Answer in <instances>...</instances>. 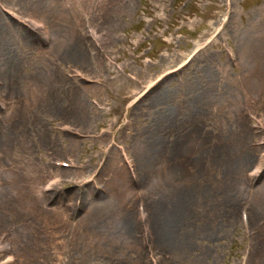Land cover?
<instances>
[{
    "label": "rangeland",
    "instance_id": "374dc122",
    "mask_svg": "<svg viewBox=\"0 0 264 264\" xmlns=\"http://www.w3.org/2000/svg\"><path fill=\"white\" fill-rule=\"evenodd\" d=\"M175 189L182 247L148 233ZM0 251L264 264V0H0Z\"/></svg>",
    "mask_w": 264,
    "mask_h": 264
},
{
    "label": "bare ground",
    "instance_id": "6f19581e",
    "mask_svg": "<svg viewBox=\"0 0 264 264\" xmlns=\"http://www.w3.org/2000/svg\"><path fill=\"white\" fill-rule=\"evenodd\" d=\"M33 32H34V35H35V31H33ZM36 35L40 36L42 34L37 33ZM14 60L16 61L15 62L16 64H14V62L13 63L11 62L12 66L10 65L11 69L9 71L11 73H13V72L16 73L17 69L21 68V66H20L21 60H20V58L17 57ZM18 72H20V71H18ZM44 74L46 75L45 76L46 82H50L51 80H56V77L52 74V71H48V72L45 71ZM26 82H29V81L27 80ZM18 84L20 86L22 84V82H18ZM27 88H31V86H27L26 89ZM14 89L16 91V94H18L19 91H18V87L16 85L14 86ZM39 90H40V88L37 90L38 91L37 93L40 92ZM29 93H31L29 90H27V92L25 91V93H24L25 97ZM20 98L23 99V97L19 93L18 100ZM12 104H15V103H12ZM13 109H14V106L10 110V112H12ZM20 111L21 110L18 108L14 112L15 116L16 115L19 116V113H21ZM13 115H10V117L13 116ZM13 121L14 120L11 121L10 125H14ZM240 159L243 160V161H247L248 160L247 154H243ZM260 171H261V169L259 170V173H260ZM255 174L257 175V173H255ZM180 194H184V193L181 190H179V192H177V190L175 189V191L171 194V197L166 199L167 203L165 204V207H163L164 205L162 206L159 202L154 203L156 205L159 203V206L156 209L154 208L153 213L151 214V216H149V219L153 221V225L151 227L149 226L148 233H150L151 236L153 235V236L156 237L157 234H159V232L162 231L163 234H161V235L166 236V238H167V240L169 242H170V239H171L174 245L182 247V246H187L189 244L190 239H191V232L189 231V228L186 227L187 213H188L187 204L188 203H186L185 201H187V199H183ZM173 196H175L176 200H173L174 199ZM185 197L186 196H184V198ZM158 201H159V199H158ZM117 203H119V205H120V200L119 199H118ZM110 208H111L110 204H105L104 207L102 208V211L104 212V214H106L107 210H109ZM123 208H126V207L123 206ZM144 212H146L145 209H144ZM144 212H143V214H144ZM190 213H191V210H190ZM252 213L255 216V212L253 210H252ZM127 225H128V223L124 222V229L129 231L128 234L130 232L132 233L134 230L132 228H130V227L128 228ZM73 230H74L75 235H72L71 242H73V240L76 241L77 238H79L78 236L81 234V237L85 238V242H86L85 248L90 245L89 243H91V238H89L86 235L87 232H85L83 229L80 230L81 232L78 231V229H75V228ZM172 230H176V231H172ZM69 242H70V240L67 241V243H69ZM65 243H66V241H65ZM63 244L64 243H61V245H63ZM173 244L169 243V247H172V249L175 247ZM64 246H66V244H64ZM179 247H176V249H178ZM1 251H4V249H2ZM249 257H250V255H249ZM248 260H249V258H248Z\"/></svg>",
    "mask_w": 264,
    "mask_h": 264
}]
</instances>
